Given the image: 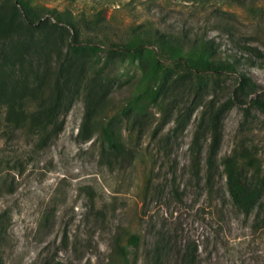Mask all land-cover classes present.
<instances>
[{
    "label": "rangeland",
    "instance_id": "374dc122",
    "mask_svg": "<svg viewBox=\"0 0 264 264\" xmlns=\"http://www.w3.org/2000/svg\"><path fill=\"white\" fill-rule=\"evenodd\" d=\"M7 1L0 0V7ZM25 1L42 24L31 35L0 38L7 94L27 98L25 127L8 129L0 117L3 264H188L191 254L195 264H264V227L255 215L232 206L222 166L227 158L244 166L251 157L264 181V111L248 103L264 95V0ZM68 22L79 26L81 47L101 49L98 62L108 48L147 27L177 37H206L218 54L249 61L240 68L259 92L241 98L246 103L240 107L235 75L218 78L199 97L194 81L182 85L167 99L165 116L154 106L144 129L122 126L128 147L136 151L135 160L123 165L105 150L101 137L80 136L86 114L82 96L64 100L54 136L52 121L47 132L32 123L43 82L70 69L73 38L62 40L58 29L73 34ZM24 43L30 44L28 51H22ZM115 66L118 77L112 75L114 66L102 77L116 81L113 102L121 105L143 69L132 59ZM229 100L237 104L222 116L209 167L213 114ZM196 137L204 146L197 174L190 151ZM242 173L247 181L256 178L251 169ZM208 175L213 193L206 186ZM121 234L123 246L130 234L141 238L138 248L128 246L126 260L115 253ZM157 242L167 247L160 262L151 255Z\"/></svg>",
    "mask_w": 264,
    "mask_h": 264
},
{
    "label": "trees",
    "instance_id": "16d2710c",
    "mask_svg": "<svg viewBox=\"0 0 264 264\" xmlns=\"http://www.w3.org/2000/svg\"><path fill=\"white\" fill-rule=\"evenodd\" d=\"M40 24H42L40 14L25 0H8L0 7V38L2 39L21 34L31 35L36 30V25ZM67 25L73 34L67 28H57L60 30L62 40L66 41L68 37L73 38L74 44L69 43L68 45L72 51L70 69L57 72L48 83L43 82L41 91L35 97L36 114L32 116L34 117L32 123H39V130L47 132L48 120L52 121V134L55 132L53 129H56V122L59 119L57 112L63 108L64 100L72 95L82 96L86 114L80 136L90 138L98 135L101 137L103 147H106L105 150L122 159L123 165L135 160L136 151L128 147L122 126L128 123L134 128L144 129L151 118L150 111L154 106L165 116L167 99L182 85L189 87L194 81L196 94L199 97V94L217 83L218 78L224 75H235L239 87L234 97L240 96L238 100L240 107L246 103L241 98H248L251 94L259 92L258 85L250 80L240 68L242 63L249 61L242 62L241 59L230 54H218L215 42L206 37H177L147 27L124 38L119 47L108 48V55L98 62L97 57L101 49L95 51L94 48L89 49L88 46L81 47L76 42L79 37V26L72 22H68ZM217 27L229 32L232 30L229 26ZM29 47V43L22 44V51H28ZM22 51L17 52L18 55ZM126 59L140 60L143 71L138 77L139 80L131 84L130 95L126 96L121 105H118L113 102V89L116 81L102 76L108 73L111 66H114L112 70L114 72L110 71L114 77H118L115 64L117 61ZM0 73V117L4 116L8 129L25 127L21 125L26 118L22 107H25L27 98L25 95L9 96L6 89L8 72L0 68ZM248 103L264 111V95H257ZM236 104V100H229L213 114L212 125L209 128L213 137L207 157L209 167L212 166L217 148L222 116L225 111ZM15 107H18L17 110ZM4 108H8L9 111H2ZM42 113L43 117L44 114L47 117L43 121V117H37ZM203 148L200 138L196 137L190 149L193 158L192 166L196 174L201 170ZM257 165L251 157L247 159L244 166L237 158H227L222 164L226 179V192L232 206L245 216L255 215L259 224L264 227V181L260 177ZM243 168L256 172L254 181H247L242 173ZM206 186L210 193H213L211 175L206 177ZM121 240L122 234L116 240L115 253L119 258L126 260L128 246L138 248L141 238L138 234H130L127 245L124 246ZM166 248L161 242H157L151 254L153 255L152 260L160 262L161 255ZM187 262L195 264L192 254ZM0 264H3L1 254Z\"/></svg>",
    "mask_w": 264,
    "mask_h": 264
}]
</instances>
